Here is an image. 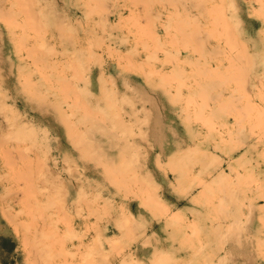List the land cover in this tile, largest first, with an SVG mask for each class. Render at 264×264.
Masks as SVG:
<instances>
[{"label": "rangeland", "instance_id": "1", "mask_svg": "<svg viewBox=\"0 0 264 264\" xmlns=\"http://www.w3.org/2000/svg\"><path fill=\"white\" fill-rule=\"evenodd\" d=\"M141 1L0 0V264H264V0Z\"/></svg>", "mask_w": 264, "mask_h": 264}, {"label": "bare ground", "instance_id": "2", "mask_svg": "<svg viewBox=\"0 0 264 264\" xmlns=\"http://www.w3.org/2000/svg\"><path fill=\"white\" fill-rule=\"evenodd\" d=\"M143 1V0H142ZM141 1V2H142ZM145 1V0H144ZM143 1V2H144ZM149 1V0H148ZM171 2V1H170ZM169 2V3H170ZM146 3V2H145ZM148 3V2H147ZM172 3V2H171ZM197 3V2H196ZM52 7H53V5H52ZM1 9V8H0ZM53 15H54V13H53ZM55 17V16H54ZM106 19V18H105ZM104 19V20H105ZM57 22V21H56ZM104 22V21H103ZM31 23H35V22H30V24ZM37 23V22H36ZM35 23V24H36ZM28 25H29V22H28ZM32 25V24H31ZM34 26V25H33ZM21 27V26H20ZM27 27V26H26ZM32 27V26H31ZM35 27H36V25H35ZM34 27V28H35ZM27 29V28H26ZM198 29V28H197ZM182 31V30H181ZM198 32V31H197ZM151 33H152V31H151ZM153 34H155V32L153 31ZM154 36V35H153ZM195 36V35H194ZM190 38H192V36L190 37ZM25 39V38H24ZM16 47V46H15ZM201 48V47H200ZM18 49V48H17ZM18 51V50H17ZM63 53V52H62ZM34 56V55H33ZM205 72V71H204ZM203 72V73H204ZM79 71H78V75H79ZM77 75V76H78ZM80 79H82L81 77H79ZM23 81V80H22ZM32 82H34V81H32ZM31 82V83H32ZM68 83V82H67ZM33 85L35 84V83H32ZM75 89V88H74ZM73 89V92L75 91ZM29 90V89H28ZM32 91V90H31ZM32 92H34V91H32ZM77 93H78V91H77ZM77 93H75L76 95H77ZM32 95V94H31ZM28 98V97H27ZM42 100V99H41ZM6 102V101H5ZM85 103V102H84ZM87 106V105H86ZM85 106V107H86ZM5 108H7L6 109V111L8 112L7 113V116H9V117H12V114H13V109H11V108H9L8 106L6 107V106H4ZM88 107V106H87ZM220 106H218L217 107V110H220V109H218ZM86 109V108H85ZM88 109V108H87ZM214 109V108H213ZM88 111H89V109H88ZM89 112H91V111H89ZM97 112V111H96ZM99 112V111H98ZM97 112V113H98ZM85 114H87L86 112H85ZM91 114V113H90ZM101 114V113H100ZM89 115V114H88ZM96 118H98V117H96ZM72 121V120H71ZM11 125V124H10ZM9 125V126H10ZM71 130H72V128H71ZM74 131V130H73ZM73 131H71V133H73ZM76 132V131H75ZM77 133V132H76ZM233 133V132H232ZM75 135V134H74ZM230 137H231V135H230ZM8 139V138H7ZM231 139V138H230ZM76 143V142H75ZM76 145V144H75ZM248 145V144H247ZM251 146V145H250ZM252 147V146H251ZM255 147H258V146H256L255 145ZM197 148L198 147H196V148H193V150H192V154H193V156H195V155H197L198 156V152L200 151V149L199 150H197ZM253 148H254V145H253ZM261 149V148H260ZM264 151V150H263ZM10 152V151H9ZM205 152V151H204ZM10 154H12L11 152H10ZM213 154V153H212ZM182 156H185L186 155V153H184V152H182V154H181ZM181 155H179V156H173L172 157V159L171 160H176L175 161V163H173L172 165L174 166V169L172 168V170H173V172L175 173V178H176V181L178 182L179 180V174L177 173V171L175 170L176 169V167H177V160H178V157H180ZM244 155V154H243ZM262 156V155H261ZM264 156V155H263ZM242 157V156H241ZM11 158V157H10ZM177 158V159H176ZM201 158H202V160L203 161H206L207 159H208V153L207 152H205V153H203L202 155H201ZM210 159H212V158H209V160ZM171 160H169L170 162H168V164H170L171 163ZM204 163H206L205 164V166H207V161L206 162H204ZM171 165V164H170ZM169 165V166H170ZM258 165V164H257ZM106 166V165H105ZM107 167V166H106ZM229 167H230V171H229V173H224V171H220V172H218L217 173V175L214 177L213 175H212V177H214L213 179H212V183L214 184V185H216V188H217V186L219 185L218 183H220V184H224V183H227L228 181H229V176H230V172H232V169H231V165H229ZM221 168V167H220ZM222 169V168H221ZM226 169V168H225ZM181 172H182V167H181ZM25 176V175H24ZM181 177H183L182 176V174H181ZM28 179V178H27ZM28 181V180H27ZM208 183H209V181H208ZM211 183V184H212ZM212 184V185H213ZM218 184V185H217ZM203 185H204V183H203ZM218 188H219V186H218ZM219 190H220V188H219ZM158 197V196H157ZM157 200V198H156V195H155V199H154V202ZM57 201V200H56ZM37 202V201H36ZM55 202V201H54ZM64 202V201H63ZM56 203V202H55ZM64 204V203H63ZM155 204H158V201L155 203ZM57 207H58V204L56 205ZM55 206V207H56ZM37 208H39V211L40 210H42L40 207H37ZM48 208V207H47ZM64 208V207H63ZM39 211H38V213H39ZM163 211H165V210H163ZM42 212V211H41ZM166 213V212H165ZM39 214H41V213H39ZM175 215H177V214H175ZM174 215V216H175ZM172 219H173V216H172ZM125 220H127L126 218H124L123 219V221H122V223H121V226H123V225H127V224H125L126 222H124ZM124 223V224H123ZM22 224V223H21ZM71 226V225H70ZM71 229V228H70ZM73 230V229H72ZM70 232V231H69ZM100 233H98L97 235H96V237H94L93 238V244H98L99 243V240H100V235H99ZM99 236V237H98ZM45 240H46V238H45ZM40 241V240H39ZM42 241V240H41ZM32 242V241H31ZM53 242L51 241V243L49 244V246L52 244ZM146 243V242H145ZM37 244H39V243H37ZM45 244V243H44ZM48 243H46V245H47ZM83 243H81V245H82ZM40 245V244H39ZM42 246H43V241H42V244H41ZM79 245V244H78ZM77 245V246H78ZM87 245V244H86ZM86 245H85V247H86ZM48 246V245H47ZM48 246V247H49ZM51 246H53V244L51 245ZM37 247V246H36ZM62 247V246H61ZM100 247V246H99ZM46 247L44 246V249H45ZM101 248V247H100ZM39 249H40V247H39ZM53 249H54V247H53ZM130 250H131V248H129ZM33 250L35 251V248H33ZM41 250V249H40ZM40 250H38V251H40ZM52 250V249H51ZM59 250H60V248H59ZM63 250H64V247H63ZM95 250H97V251H99V252H101V250L102 249H98L97 247H95V245H94V247H88V245H87V247H86V249L84 250V252L83 253H85V256H90L91 255V257H92V259H94L95 257H93V253H94V251ZM48 251H49V249H48ZM61 251V250H60ZM66 251V250H65ZM65 251H63L64 253H66ZM41 252V251H40ZM40 252H38V253H40ZM45 252H46V250H45ZM44 252V253H45ZM102 252H103V250H102ZM37 253V254H38ZM59 253V252H58ZM50 254H52L53 255V252H51ZM50 254H48V255H50ZM100 255H102V253H99ZM34 255V254H33ZM32 255V256H33ZM43 255V254H42ZM65 255H67V254H65ZM84 255V254H83ZM38 256H40V255H38ZM55 256V255H54ZM54 256H53V258H54ZM57 256V255H56ZM55 256V257H56ZM95 256V255H94ZM119 256H121V258L119 259V261H118V263L117 264H132V262L134 261V257H133V254L131 253V252H126V253H124V254H122V255H119ZM84 257V256H83ZM90 257V258H91ZM43 258V257H42ZM51 259H52V257H50ZM85 258H87L88 259V257H84V259ZM41 259V258H40ZM48 259V258H47ZM42 260V259H41ZM86 260V259H85ZM50 261V260H49ZM89 261V260H88ZM45 262V261H44ZM46 262L48 263V261L46 260ZM52 262V261H51ZM54 262V261H53ZM57 263V262H56ZM60 263V262H59ZM59 263H57V264H59ZM71 263V262H70ZM111 263V262H110ZM49 264V263H48ZM50 264H52V263H50ZM85 264H86V262H85ZM109 264V263H108Z\"/></svg>", "mask_w": 264, "mask_h": 264}]
</instances>
